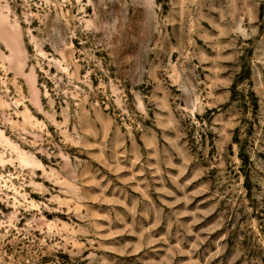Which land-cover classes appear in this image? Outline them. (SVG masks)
Returning <instances> with one entry per match:
<instances>
[{"label":"rangeland","instance_id":"374dc122","mask_svg":"<svg viewBox=\"0 0 264 264\" xmlns=\"http://www.w3.org/2000/svg\"><path fill=\"white\" fill-rule=\"evenodd\" d=\"M0 264H264V0H0Z\"/></svg>","mask_w":264,"mask_h":264}]
</instances>
